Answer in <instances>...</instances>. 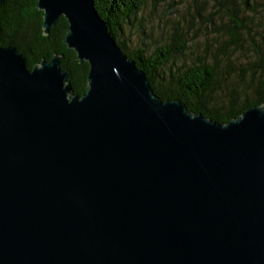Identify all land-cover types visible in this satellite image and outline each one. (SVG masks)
<instances>
[{"label": "water", "instance_id": "95a60500", "mask_svg": "<svg viewBox=\"0 0 264 264\" xmlns=\"http://www.w3.org/2000/svg\"><path fill=\"white\" fill-rule=\"evenodd\" d=\"M35 6L86 90L0 46V264H264V104L219 124L163 102L94 0Z\"/></svg>", "mask_w": 264, "mask_h": 264}, {"label": "trees", "instance_id": "16d2710c", "mask_svg": "<svg viewBox=\"0 0 264 264\" xmlns=\"http://www.w3.org/2000/svg\"><path fill=\"white\" fill-rule=\"evenodd\" d=\"M149 1L156 8L160 0H94V7L122 53L145 73L159 100H178L188 112L219 124L264 104V0H192L185 12L188 18L174 21L163 42L153 48H129V39L123 38L125 28L142 23L138 14ZM36 2L2 0L0 46L15 47L28 69L60 55V67L69 72L73 93L81 96L88 65L78 62L63 43L64 18L48 36L42 34V12ZM196 22L195 32L203 36L188 40V30ZM186 53L191 55L187 60Z\"/></svg>", "mask_w": 264, "mask_h": 264}, {"label": "rangeland", "instance_id": "374dc122", "mask_svg": "<svg viewBox=\"0 0 264 264\" xmlns=\"http://www.w3.org/2000/svg\"><path fill=\"white\" fill-rule=\"evenodd\" d=\"M158 3V6L153 8L151 1L147 2L143 10L138 14V19H142V23L137 21L134 27L125 28L123 38L129 39V48L139 45L153 48L163 42L164 36L167 35L174 21L184 16L186 19L188 18L185 12L191 5L192 0H160ZM189 12L192 11L189 10ZM195 25H197V22L188 30V40L190 37L192 39H201L203 36L200 31L195 32ZM187 28L188 25L185 26L186 30ZM190 57L191 55L186 53L185 60Z\"/></svg>", "mask_w": 264, "mask_h": 264}]
</instances>
